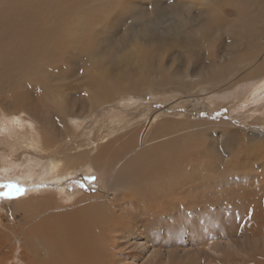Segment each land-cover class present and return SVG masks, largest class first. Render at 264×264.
<instances>
[{
	"label": "bare ground",
	"instance_id": "bare-ground-1",
	"mask_svg": "<svg viewBox=\"0 0 264 264\" xmlns=\"http://www.w3.org/2000/svg\"><path fill=\"white\" fill-rule=\"evenodd\" d=\"M101 1L102 4L100 5H91L93 6L92 9L97 8L104 13L110 5L115 7V4H120L121 0ZM136 2L134 1L132 4ZM19 3L16 2L17 5ZM4 4H6V1L0 0L1 8ZM75 4L77 3L72 2L71 7L73 8ZM220 4H231L235 14L229 18L227 10L222 9ZM85 5L86 8H91L87 7L88 3ZM181 5L183 6L181 7ZM15 7L17 14L26 16L27 9L19 6ZM171 7L170 9L172 11L176 10V12H180L181 9L183 11L194 9L200 11L199 14L189 15L188 17L184 15L178 20V29H182L181 32L187 30L188 33L195 31L199 34L200 37L197 39L194 37L183 39L185 41L189 40L190 44H195L197 41H205L203 43L207 44L214 38L218 40L224 38L227 33L229 34V36L227 35L228 38L239 35L238 39L244 38L246 44L237 41L233 49L219 55L218 58H212L214 61L210 60L202 64L199 63V65L196 62H190L186 70L180 68L175 70V73L173 72L174 65L167 63L168 66L165 69L169 71L168 75L167 73L163 75L159 72L158 74L155 73L156 76L159 75V77L154 76V79L157 78V80L152 79L154 82L144 81L146 83L142 85H150L146 86L145 89L150 91L151 96L149 93H145V89L135 88L134 85L131 86L134 87V92L128 89L127 95L122 92L125 93L124 97L120 96L122 97L120 98L115 95L113 97L112 90H114V87H112V84L115 85V80L111 81L109 71L103 70L100 77L93 80L87 88L86 97L93 103V106L97 105L96 107L101 106L104 101H110L111 103L125 105L129 111L125 124L120 125V122L118 123L117 119L113 118L110 127L107 129L104 115H95L89 121L82 114H79L80 112H74L66 105V102H63L66 95L61 94L62 90L56 92L55 88L64 85V83L61 84V78L56 79L45 73V71L41 72L42 69L36 68V65L41 64V60L48 57V50H52V48L53 51L56 50L55 43L61 41L62 50H66L67 47L73 45L76 46L80 42L82 44L83 40L86 39L84 38L85 26L89 27L90 23L88 25V23L83 22L84 19L80 18L78 23L72 20L67 21L70 16H67V13H65L67 15H63L59 11L53 21L54 23L51 26L47 25V27L43 26L42 19L38 14H36L38 16L36 20L33 17H28L29 21L25 23L24 21L12 22L9 19H3L4 16L0 13V23L8 27L6 30L0 29V180L34 184L37 187L38 183L50 180L59 183L71 179L80 172L93 170L99 172L102 176L101 182L106 192V198L110 197L112 192L116 193L114 201V203L117 202L116 205L107 199L106 206L111 205L110 207L113 210L115 207L118 214L117 216L110 214L109 219H104L102 229L107 228L108 230L104 235V241L101 240L103 237L101 234L102 229H100L101 225L94 229V232L99 234V236L96 235V240H93L92 235L94 225L88 226L89 232L86 229L80 232L79 228L76 227L73 232L71 231L72 234H69L71 237L67 236L69 238L66 237L64 240L60 238L61 236L56 237L53 239L55 241L51 242L52 244L47 243V246L39 242L40 236L27 229H22L24 230L22 234L25 240L37 241L45 256H48V253L52 254L50 264H124L130 259L136 260L138 255L135 256L136 254L132 251L131 253H125L123 244L134 243L135 246L130 248H141L143 253L150 242L146 230L151 229L153 233L159 234L161 230L172 231L173 235H179L183 229L182 227L185 226L181 224V215L185 211L183 206H180L179 199L190 197L192 194L191 189L199 188L202 185L206 187L212 182L223 184V182L236 179L237 181H246L248 187L255 185L256 188L259 186L260 190L264 191V0H180L176 6L178 8ZM215 7H217V11ZM74 8L76 9V6ZM159 9V15H156L157 18L152 19L148 12L145 16L140 14V17L136 14V17L139 20L143 19L146 22H151V24L154 20V24L164 25V19L169 17L168 6H160ZM78 12L80 13V11ZM102 12L100 14L104 16ZM161 12L162 14H160ZM206 22L210 23L213 28H208L210 30L204 33L203 36ZM106 25L110 24L107 23ZM144 25L149 26L150 24ZM187 26L189 27L187 28ZM135 30L133 33L135 37L133 40L134 45L132 43L131 47H124L131 50L129 55L119 53L117 56L128 64L130 60H134L135 68L138 70V74L142 76L145 72L143 71L144 65L148 66L151 61V58H148L150 61L147 59L150 53L149 49L151 51V48L164 43L166 40L164 41L160 37L152 38L146 32V29L139 31L135 28ZM99 32H101L100 29ZM120 43L125 44L126 42L123 40ZM207 45L208 47L211 46V44ZM242 45L246 47L242 48ZM108 49L114 50L113 46L108 47ZM211 51H214L213 46ZM146 52L147 56H142ZM57 53H59V56L61 55L60 51ZM212 55H216V53L211 52V57H214ZM31 70L35 74V79L30 77L27 83L30 84L34 80L35 84L32 85V88L39 93L37 96L39 99H35L30 104L25 103L22 105L20 101L16 100L22 96L19 97L15 89L22 84L23 78L29 75L26 71ZM126 70L128 71V69ZM245 81L247 85L244 83ZM116 89L118 90V88ZM117 93L121 95V91L113 94L117 95ZM143 98H152V102L141 103ZM171 99H173L172 102H170ZM138 105H146L149 108V113L145 116L147 118L146 122L137 123L143 121L140 119L142 113H137ZM100 106L99 108H101ZM225 106H227L229 114L236 122L204 121L201 117L207 116V114L209 116L223 115L227 112L224 109ZM43 109L55 110L61 116L60 122L65 135L55 136L48 129L49 127L42 120ZM91 112H93V108ZM133 113L137 118L132 117ZM118 114L119 112L115 116ZM132 121L137 123L138 126L135 127L137 124L134 125ZM240 122H244L247 127L238 125ZM255 123L256 125H254ZM132 125L134 128L127 130ZM249 127L254 128L249 130ZM124 130L126 135L122 133L123 136L121 137H123L122 141L124 142V145H122L121 139L114 137ZM219 131L224 140L231 138L228 137V134L236 132L231 139L232 150L240 149L243 145L248 146V148L251 146V149L260 148L254 152L250 149L249 156H244V159H249V163L252 162L254 169H259L258 173L254 174V171L251 172L244 166H241L239 170L237 168L238 175H231V172H226L222 176H218L213 171L214 157L211 156L210 151H213L214 148L213 142L209 141L208 137L212 136L215 139ZM143 135H150L151 138L144 140ZM119 142L122 146H115V143L118 144ZM107 143L110 146L113 145V151H104V147L108 145ZM228 143L229 141H223L226 146ZM184 146H186V149H182ZM227 148L222 156L231 158L230 153L232 152L229 153ZM10 152L17 153L20 157L18 159L12 158ZM121 153L122 156L118 158ZM259 162L261 163L259 164ZM248 165L247 167H249ZM122 167L126 169H121ZM116 173L119 174L117 180L115 179ZM126 173L128 178L125 177V179L123 177ZM128 190L129 192L126 193ZM31 191L28 190L27 192L30 193ZM32 192H37L36 194L40 195L48 194L50 197L53 194L51 190L47 189ZM200 192L203 191L200 189ZM59 193L61 194V192ZM75 194L74 196L66 195V201L78 199L79 192L77 191ZM245 195L247 194L245 193ZM160 196L166 199L162 204L165 211L161 209V205L158 207L150 205L158 201L157 199ZM135 198L136 200H133ZM154 198H156V201ZM43 199L45 200V197ZM262 199H264V196ZM45 203L49 206V203ZM54 205L52 209H54ZM162 212L164 214L159 215ZM194 216L196 217V215ZM204 219L205 223L200 226L195 222L190 225L189 236L196 239L195 243L205 241L208 244L210 243L208 241L216 237L215 233L217 232L211 220L213 215L204 217ZM200 227L205 228L203 230L210 229L212 235L209 236L210 232L200 231ZM153 228L158 231L152 230ZM198 230L200 234L197 235ZM86 232L89 234H86ZM143 234L146 235L142 236ZM48 235L50 236V234ZM200 236L204 237V241L202 239L200 241ZM113 238H116L117 241L122 240V243L117 241L110 243L109 241H112ZM143 238L145 241L142 242ZM4 244L6 243L4 242ZM214 244L212 243L211 246L214 247ZM107 248L108 252L106 251ZM29 250L31 251V249ZM113 254H115L117 260L113 259ZM27 260L30 264H33L30 261L31 259L28 258ZM27 260L23 259L21 263L26 264ZM42 262L43 264H49L45 260H42Z\"/></svg>",
	"mask_w": 264,
	"mask_h": 264
},
{
	"label": "rangeland",
	"instance_id": "rangeland-1",
	"mask_svg": "<svg viewBox=\"0 0 264 264\" xmlns=\"http://www.w3.org/2000/svg\"><path fill=\"white\" fill-rule=\"evenodd\" d=\"M5 1L6 4L2 5V8L0 7L2 9L0 13L3 14L4 16L3 19H9V21L12 22L24 21L26 23L27 21H29L28 17H33L36 20V18L38 17L36 14H38L42 19L41 23L43 24V26H47V25L51 26L54 23L53 21L57 17L56 15L57 12L60 11L63 15L67 13L68 15L67 14L65 15L70 16V19L67 21L72 20L73 22L78 23L79 22L78 20L84 19L83 20L84 23H88V25L90 23L89 27L84 25L86 27L85 33L87 34L84 33V38L86 39L83 40L82 44L80 42V44H77L76 46L73 45L69 48L67 47L66 50H62L63 45L60 46L62 44L61 41H59L60 43L58 42L55 43L56 50L53 51V48L52 50L51 49L48 50L49 53V55L47 54L48 57L44 60H41V64L36 65V68L42 69L41 72L45 71V73L52 75L56 79L59 78L62 79L61 84L64 83V85L62 84L63 86L60 88L55 87L56 92L62 90L61 94L66 95L63 98V102L64 103L66 102V105H68L74 112L76 113L80 112L79 114H82L89 121L92 120L95 117V115H102V116L104 115L106 119L105 125H107L106 129L110 127L111 125L110 123L113 118H116L117 122L118 123L120 122V125L125 124L127 121L126 117L129 116V111L126 109L125 105L111 103L110 101L102 102L103 104L101 106L99 105L101 107L99 108V106L96 107L97 105L93 106V103L86 97L88 93L87 88H89V85L93 80L100 77V74L102 73L103 70L109 71V73L111 74L110 76V79H112L111 81L115 80L114 81L115 85L112 84V87H114V90H112L113 93L117 91L119 92L121 91V95L117 93L118 96L112 93L113 97L115 96L124 97L125 96L124 94L126 93L127 95V93L129 92L128 89L133 91V88L135 87L144 90L146 86H150V85H146V86H142V85L146 83L144 81L154 82V80H157V78L154 79L155 78L154 76H156L158 72L162 75L164 73L165 74L167 73L168 75L169 71L165 69V67L168 66V64L174 65L173 68L174 73L175 70L180 68L181 69L184 68V70H186L190 62H194V63L196 62L197 65H199V63L202 64L204 62H209L210 60H213L215 57L218 58L219 55L221 54L223 55L227 53L230 49H233V46L237 44L236 43L237 41H242V43H245L246 41L244 38L238 39L239 35L232 37L230 36L228 38L229 36L228 33H227L228 36L226 35L224 38H221L220 40L214 38L210 43L206 42L207 44H211L210 47H208L207 44L203 43L205 41H200V42L197 41L195 44H190L189 40L187 41L183 40L185 37L186 38L194 37L195 39H197L200 36L195 31L190 33H188L187 30L181 32L180 30L182 29L180 30L178 29L179 28L178 20L180 19V17H184V15L188 17L189 15L193 16L199 14L200 11L198 9H194L191 11L190 10L183 11L181 9L180 12H176V10L172 11V9H170L172 8L171 6L176 7L180 0H124V1L121 0L120 4H115V7H113V5H110L104 11V13L101 10L99 11V9L97 8L92 9L93 7L92 5L97 6V4L98 5L102 4L101 0H88L89 2L87 0H40L41 3L39 2V0H32L33 2L31 0H4V2ZM134 1L137 2L132 4V2ZM16 2H20L21 4L19 3V5H17ZM45 2H47L46 3L47 5L45 4ZM70 2L77 3L75 4L76 9L74 8L75 6L73 8L71 7ZM86 3H88L87 7H91V8H86L85 7ZM15 6H19L20 8L27 9L25 13L26 16H22V14H17ZM160 6L163 7L168 6L167 12L169 17H166V19H164L165 21L164 25L154 24L155 22L154 20L152 21L151 24V22H146L143 19L139 20L136 17V14L139 15L140 17L141 15L144 16L147 15L146 13L148 12V15L150 14L152 19H154V17L157 18L156 15H159L158 11L160 10L159 9ZM182 6L183 5H181V7ZM220 7L222 9L227 10L229 18H231L235 14V11L231 4H220ZM72 9L74 10V12ZM92 10L94 11L93 13ZM215 10L217 11V7H215ZM78 11H80L81 14ZM101 12L103 13L104 16H101L102 15L100 14ZM89 14L92 16L91 18ZM160 14H162V12ZM48 15H50L49 18ZM107 23H109L110 25H106ZM144 24H150V25L145 26ZM0 26H2L0 27V29L2 30H6L8 28L6 25L3 26V23H0ZM5 26L6 28H4ZM100 27L101 28L104 27L103 30H101ZM188 27L189 26H187V28ZM135 28H137L139 31H143L146 29V32L152 38L160 37L164 41L166 40L164 43L157 45L154 48H151V51L149 49L150 52L148 54V56L150 55L149 57L147 56V52L146 54L142 53L144 54L142 56H147V59L151 58L150 59L151 61L148 59L150 61L149 65L148 66L144 65L145 68L143 71H145L146 74L144 72L142 76L138 74L139 72H137L138 70L135 68L136 65L134 60H130V63L128 64L127 62L124 63L117 56L119 53L129 55V53L131 52L130 49L128 48L126 49L124 47L132 46L131 44L133 43V40L135 38L133 34L136 31ZM208 28L212 29L213 26H211L210 23L206 22V29L202 33L203 36L204 33L210 30ZM99 29L101 32H99ZM131 33L133 34V36ZM160 34L161 36H159ZM102 38L103 40L101 41ZM123 40H125L127 44L120 43V41ZM112 46L114 50L112 49L107 50L108 47H112ZM212 46L214 51H211ZM244 47L246 46L242 45V48ZM58 51H60L61 54L60 56L58 55L59 53H57ZM211 52L216 53V55H212L214 57H211ZM237 54L238 53L236 52V55ZM156 64L159 66L161 64L163 65H161L160 68ZM126 69H128V71ZM26 72L29 73V75L23 78V80L21 81L22 84L18 85V87L15 89L17 95L19 97L22 96L21 98L16 99L17 101H20L22 105H24L25 103L30 104L35 99L36 100L39 99L37 97L39 93L36 92L34 88H32L33 87L32 85L35 84L34 80L32 83H30L31 85L27 83L30 77L35 79V74L33 70ZM133 74L134 76H132ZM156 77H159V75ZM244 83L247 85L246 81ZM115 87L118 88V90ZM123 89L125 90L127 89V91ZM146 91L149 90L145 89V93L150 94V91L149 92ZM122 92L125 93L123 94ZM151 99L152 98H147V99L143 98L141 100V103L143 102L151 103L152 102ZM172 101L173 99L170 100V102ZM117 105H119L121 108ZM92 108H93V112H91ZM137 109H138L137 113H142L140 119L143 120L137 123L146 122L147 118H145V116L146 114L149 113V108H147L146 105L143 106L138 105ZM224 109L227 112L223 113V115L218 114L215 116L214 115L209 116L207 114V116H201V117H203L204 121L222 120L230 123H232L231 121L236 122V120H234L232 115L229 114L227 110V106H225ZM116 112L117 113L119 112V114L115 116V114H117ZM134 114L135 113H133L132 117L137 118ZM57 115L58 113L55 110L43 109L42 120L44 121V124H46V126L49 127L48 129L51 132H53L55 136L65 135V132L60 122L61 116L58 115L57 117ZM137 123L133 122L134 125ZM241 123L244 124V122H240V124L238 123V125H241L242 127H247V125L245 124L242 125ZM256 123L254 125H256ZM136 126H138V124L135 125V127ZM131 128H134V126L132 125L128 127L127 130H130ZM253 128L254 127L251 128L249 127V130ZM125 132H126L125 130L121 131L118 133V135H116V137H114L121 139L120 142L122 143V145H124V142L122 141L123 137L121 136H123ZM235 133L236 132L228 134V137L231 138L227 140L226 139L224 140L223 136H221L220 131L215 136V139L212 136L208 137L209 141L213 142V148H214L213 151H210L211 156L214 157L212 169L218 176H222L226 172L229 173L231 172L230 173L231 175L234 174L238 175L237 172L239 171L236 172V170L237 168L239 170L241 166L248 168L251 172L254 171L255 172L254 174L259 172L258 171L259 169L253 168L252 162L249 163V159H244V156H249V152H251L250 151L251 146H249L248 148V146L243 145L241 146L240 149L237 150L235 149L236 151L234 149L233 150L231 149V141H232L231 139ZM239 135L242 136L241 134ZM143 136H144V140L151 138L150 135H143ZM223 141H229L227 145L228 148L225 144H223ZM120 142L118 144L115 143V146L121 145ZM107 144H108L106 145L107 147H104L105 149L104 151L105 152L113 151L112 146L114 145V142L112 146H110L109 143ZM185 147L186 146L182 147V149H186ZM226 148L228 149L229 153L232 152L230 153L231 158H226V156H222V153L225 151ZM257 149L252 148L251 150L252 152H254ZM233 152L236 153L233 154ZM10 154L12 158L15 159H18L20 157L19 154L14 152H10ZM121 156L122 153L120 154V156H118V158H120ZM260 163L261 162H259V164ZM247 165L249 167H247ZM121 169H126V168L122 167ZM78 175L76 174L71 179L64 180L63 182H59V183H55L54 181L51 180L43 183H38L37 187H35L34 184H25L23 182L13 183L10 180H4V181L0 180V185L12 186V187H0V193H10V196H0V240L1 241L3 240L2 242L0 241L1 243L0 264H25V263H21V260L23 259L27 260L28 258L31 259L30 261L33 264H43L42 260H45L47 262L51 261L52 254L48 253L49 255L45 256L43 254L41 247L38 246L37 241L31 239L29 240L24 239L22 233H24L23 231L26 229L32 232L33 234L40 236L41 239H39L40 240L39 242L45 244V246H47L48 244H52L51 242L55 241L53 239L56 237L61 236L60 238L62 240H64L67 236L71 237V235L69 234H72L71 231L73 232L74 228L76 227L79 228L80 232L83 229H86V231L89 232V230L87 229L88 226L94 225L92 229L93 230L92 235L94 238L93 240L97 239L96 235L99 236V234L94 232L95 231L94 229H97L99 225H101L100 229H102V227L104 226L103 225L104 219L105 220L109 219L111 217L110 214H115L116 216L118 214L117 213L118 211L117 209H115V207L113 210L111 209L112 207H110L111 205L106 206V203H108L107 199H109V201H111L114 205L117 204V202L114 203L116 199V193L112 192L110 197L106 198V192L101 182L102 176L97 171H93V170H91L90 172L83 171L80 172ZM118 176L119 174L116 173L115 179L116 178L119 179ZM125 177H127V173L123 178ZM246 184H247L246 181H241V180L237 181L236 179H232L230 181L223 182V184L219 182L216 183L212 182L211 184L206 185V187L202 185L199 188L191 189L192 194L190 197H186V199H179V201L181 202L180 206H183L184 209L183 208L182 209L185 211L184 213H182L183 216L181 215L182 217L181 224L185 226L182 227L183 229L181 230L182 233L180 232L179 234L180 236L178 234L173 235L174 233L172 231L166 232L164 230H161L159 234V233H153L151 229L146 230L148 232L147 238H149L150 242L147 245V249H145L143 253L141 248L138 247L133 249L130 248L135 246L134 243L129 245L123 244L124 246L123 249H125L124 250L125 253L127 252L131 253L132 251V253L134 252L136 254L135 256L138 255L136 260L130 259L131 261L128 260V262H124V264L127 263L128 264H258V263L264 264V199H262L264 196V191L263 190L261 191L259 186H257V188L255 185H254L255 187L254 186L248 187L246 186ZM43 189L51 190L53 192L52 196L50 197L48 194H43L44 195L43 196L40 194H36L37 192H32L37 190L41 191ZM200 189L205 194L203 192H200ZM28 190L29 191L32 190L31 191L32 193L31 192L28 193L27 192ZM77 191L79 192V194L77 195L78 199L66 201V195L74 196L76 195L75 193ZM59 192H61V194ZM128 192L129 190L126 191V193ZM245 193L247 195H245ZM30 194L33 195L35 194V195L33 196ZM44 197L45 200L43 199ZM159 198H161V196ZM159 198L157 199L158 201H156V198H154L156 202L150 205L154 207L156 206L158 207L161 205L162 207L161 209L165 211V208H163L164 206L162 204L166 199H164L163 197L161 199ZM133 200H136V198ZM39 202L42 204L39 205L40 204ZM45 202L49 203V206H47ZM84 203L86 204L84 205ZM53 205H54V209H52ZM38 206L39 207L41 206L42 208L41 207L39 208ZM42 209L45 210L43 211ZM161 214L164 213L162 212L159 215ZM193 214L196 215V217ZM210 215H213V219L211 220L217 232L215 233L216 235V237L214 238L215 240L212 238L210 241H208L210 243L207 244L204 241V237L200 236L199 239L200 241L202 240L204 241L202 242L203 244L201 242L195 243L196 239H192L189 236L191 229L190 225L193 222H195L200 226L202 223H205L204 217H210ZM201 228L202 227L199 228L200 231L205 229V228L202 229ZM154 229L155 228H153L152 230ZM68 230L70 233L68 232ZM199 230L197 235L200 234ZM155 231L158 230L155 229ZM203 231H207V233L210 232L209 236L212 235L210 229L206 228V230ZM107 232H108L107 228L102 229L101 234L103 237L101 238V240L104 241V237H105L104 235ZM48 234H50V236ZM86 234L89 233L86 232ZM145 235L146 234H143L142 236ZM114 241L116 242L117 239L113 238V240L109 242L111 243ZM121 241L122 240H118L117 242L119 243ZM141 241L143 242L145 241V239L143 238ZM4 242L6 244H4ZM212 243H215L214 247L211 246ZM29 249H31V251ZM106 251L108 252V248ZM113 255H114L113 259H116L115 254ZM27 256L28 258H26ZM26 264H30L29 260H27Z\"/></svg>",
	"mask_w": 264,
	"mask_h": 264
},
{
	"label": "snow or ice",
	"instance_id": "snow-or-ice-1",
	"mask_svg": "<svg viewBox=\"0 0 264 264\" xmlns=\"http://www.w3.org/2000/svg\"><path fill=\"white\" fill-rule=\"evenodd\" d=\"M0 187H12L10 185H0ZM0 196H10V193H0Z\"/></svg>",
	"mask_w": 264,
	"mask_h": 264
}]
</instances>
